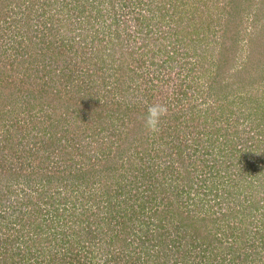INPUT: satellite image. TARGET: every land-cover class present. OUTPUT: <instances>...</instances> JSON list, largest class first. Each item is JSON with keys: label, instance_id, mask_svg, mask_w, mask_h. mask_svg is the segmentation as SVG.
I'll use <instances>...</instances> for the list:
<instances>
[{"label": "trees", "instance_id": "1", "mask_svg": "<svg viewBox=\"0 0 264 264\" xmlns=\"http://www.w3.org/2000/svg\"><path fill=\"white\" fill-rule=\"evenodd\" d=\"M37 1L42 3L29 0V5H36ZM175 1L45 0L46 27H51L52 23L61 26L67 23H62V18L76 17L92 23L96 27L95 35L105 21L107 33L112 34L113 49H109L112 54L109 57L113 64L107 73L104 61L98 65L94 60L102 57L107 62L101 50L106 47L103 38L95 37L100 40L101 48L96 50L97 46H92L88 53L90 46L82 38L75 41V37H67L56 46L45 44L47 49L40 54L43 61L48 62L42 63V67L36 60L39 53H34L17 65L15 61L9 63L12 68L22 67L24 73L20 79L15 78L16 75L0 76L4 97H0V106L18 101L21 105L26 103L27 113L23 119L32 125L29 130L32 132L38 119L43 130H50L48 138L43 137L46 133L34 137L36 140L44 138L42 150L49 149L60 163L53 171H48L42 161L37 174L44 177L42 188L46 189L40 188L34 194L26 192L24 197L14 201L31 207L28 217L23 219V214L19 215L20 226L16 224L10 231L14 211L0 215V226L4 230L0 264H264V183H255L258 165H255V157H251L254 150L262 152L258 147L261 140L256 135H264V110L258 120L246 112L252 96V89L247 85L243 93L230 96V92L214 91L215 85L209 82L214 101L203 114L196 118L191 112L186 118L173 111L177 106L175 102L184 97L179 94L187 95L190 88L199 85L197 76L190 79L187 86L180 81L169 86L173 69L168 60L179 59L175 51L168 48L171 36L182 30L181 23L188 26L195 20L189 13L178 14L183 9H177L181 1L176 7ZM232 1L222 7L227 15L222 23L226 39L225 32L239 31L245 20L246 4L242 7L240 1H235L234 5ZM170 7L172 27L169 28L167 14L162 9ZM72 8L78 11L74 14ZM12 10L0 0V17L8 18ZM18 12L22 13V8ZM211 16L207 14L208 18ZM128 21L133 30L128 31ZM155 28L165 37L163 40L161 36L154 38L162 40L158 47H152L149 40ZM176 40L178 38L173 44ZM244 40L250 50L248 60L254 55L264 56V39L245 33ZM229 43L231 49L241 44L237 35ZM221 46L224 51L217 58L228 55L224 45ZM31 58L32 63H26ZM153 64L160 71L154 69L153 73ZM5 65L0 61V69L6 68ZM164 67L168 73L165 79L160 76ZM40 68L45 70L41 74L42 83L37 76L30 79ZM146 69L153 78L145 82L153 85L154 78L159 80L158 91L165 97L161 104L168 105L160 132L148 133L138 120L147 105L160 103L156 101L126 106L121 121H112L113 127L106 112L109 102L102 96L101 86L93 85L94 82L104 84L108 77L114 76L111 79L117 84L138 82L141 78L143 81ZM57 73L71 80L74 74L76 82L86 92L79 95L75 88L64 90L63 82L57 84L56 118H50L43 107L44 99L25 97L23 93L29 87L27 96L34 93L33 85H37L42 86L37 94L43 96L49 90L44 80L55 78ZM4 89L14 95V102H8L11 98L3 95ZM235 97L246 104L243 120L241 114L231 118L236 113L231 106ZM32 101L42 102V112L33 111L36 103ZM21 119L19 116L17 123ZM249 124L258 133L252 132V128L245 130ZM17 129L23 131L24 128ZM83 140L89 151L82 144ZM6 146L0 147L3 156L17 152L12 146ZM128 147L132 151L129 157ZM45 156L50 158L52 154ZM16 159L12 157L11 163L0 166L1 172L6 174L4 186L8 187V200L11 195L18 196L11 187L12 180L24 188L29 176L26 173H30L26 167L32 163L29 161L25 166L26 160ZM28 180L31 182L32 178L29 176ZM4 195L5 192L0 200Z\"/></svg>", "mask_w": 264, "mask_h": 264}, {"label": "rangeland", "instance_id": "2", "mask_svg": "<svg viewBox=\"0 0 264 264\" xmlns=\"http://www.w3.org/2000/svg\"><path fill=\"white\" fill-rule=\"evenodd\" d=\"M2 1L4 2V5L7 9L13 8V10L10 11L8 18L6 17L5 19H3V17H0V61L7 64L5 65L6 68L0 69V76L5 74L6 76L12 75L14 77L16 75L15 78L20 79V77H22L24 73L22 67L12 68L9 66V63L11 61H15L17 65L20 62L22 63L23 60H27L30 57V54L34 53H39L36 54L38 55L36 60L37 63H40L39 67H42V63L48 62L47 60L43 61V54L42 56L40 54V52H44L47 49V46L45 44H60L63 41V38L67 37H72L71 39L75 37L77 39L75 41H78L79 37L82 38L85 44H88V46H90L86 50L88 53L90 52V48H92V46H97L95 47L96 50L100 49L101 42L97 39L103 38L106 47H102L101 50L104 51L103 54L104 57H106L107 62H105L104 59L102 60V57L94 60H96V62L98 61V65H100V62L104 61V63L107 65L106 72L109 73L111 71V67H108L113 64L111 62L113 59L109 57L112 55L109 50L110 48H112V34L107 33V29H105V21L101 23L102 27L96 32L95 35L94 30L96 27L93 26L92 23H89L87 19L80 20L76 17L67 19L66 17L65 19L62 18V23L66 21L67 23L61 24V26H56L55 23H52L51 27H46L44 24V20H47L46 15L48 17V13H44L45 11L43 9L46 6L45 0H40L42 1V3H39V1H37L36 5H29V0ZM166 1H169L170 3L171 0ZM176 1L174 2L175 7L176 3L178 5V3H180L181 1V6L177 7V9H183L180 10V12L178 11V14L189 13L190 16L195 17V20L188 26L187 24L184 25L183 23H181V25L183 26L182 30L174 32L177 34L171 36L172 42L169 43L168 48L174 50L177 54L176 56H178L179 59L175 58L168 60V64L172 65V67L170 66V68L173 69L172 76H169L172 78L169 86L171 88L174 85L173 83H175L176 81L183 82L184 85L187 86L189 80L192 78L197 79V76L199 85H197V87L190 88L187 91V95H185V93L179 94V96L184 97L182 100L175 102L177 103V106L174 109L172 108L173 111L177 114H183V116H185L186 118L192 112V114L194 113L197 118L198 115L204 113L207 105H212V102L214 101V95L212 96L211 92H213V89H215L214 91H220V94L230 92V96H232L243 93L244 86L247 85L248 89H252V96L251 99L247 102L249 106H247L246 112L248 114L251 113V116L253 118H257L258 120V116L260 117V112L264 110V56L254 55L253 58L248 60L249 58H247V55L248 51L250 50L245 43L244 37L245 33H252L258 40H260V38L264 39V35H262V30H264V0H231L233 5L235 4V1H240L242 7H244V4H246V10L244 13L245 20L239 31H236L233 34L229 33V30H227L228 32H225L227 39L223 35L224 28L222 27V23L227 15L222 7L224 3L230 0ZM148 7L150 8L149 5ZM21 8L23 11L22 13L18 12L19 10H21ZM15 9H17V11H15ZM72 10L74 14L76 13V11H78L77 8H72ZM162 11L167 14L165 16V19H168L169 28L172 27V22H170V17L172 14L171 7L168 9H162ZM158 13L160 14V12ZM207 14H212V16L208 18ZM50 22L51 19H49V23ZM99 22H97L96 25H99ZM129 22L130 21H128V23ZM130 24L131 22L129 23V26L127 28L128 31L132 29V25ZM164 27L166 28L167 26ZM151 34L152 39L149 40L152 41V47L160 46L162 44V40L165 37L159 31H157L156 28ZM236 35L241 44H239L237 47H232L231 49V44L229 43V41L230 39H234ZM157 36H161L162 40L158 38V40L156 41L154 38H156ZM177 38L178 41L176 40V42L174 43V49L173 41ZM96 40L97 42H94ZM166 41H168V38H166ZM75 44L77 45V47L79 46L78 43ZM221 45H224L225 51H227L228 55H224L221 58L218 57V59L217 55L222 54V52L224 51H221ZM117 55L118 54H116V56ZM57 62H59V60H57L56 63ZM26 63H32V58L26 61ZM51 64H53V62ZM147 65L148 63L145 64V67H147ZM42 69L43 68L38 69L37 72H35L36 74L32 75L30 79L37 76V80L41 82L42 71H45ZM143 69L144 67L140 71H143ZM154 69L155 71L157 70L155 64H153L151 68V71L153 73ZM157 71H160V69H158ZM151 75L146 69L144 75L142 76L144 78L143 81H141V78V80L138 82L130 80V83L126 82L124 84L123 82L120 84L119 82V85L116 81H112L111 78H115L114 76L111 78L108 77L107 81L104 84L102 82H94L93 85L101 86L102 96H104V99L108 100L109 102L106 110L109 124H112V121H118V123L121 121L123 113L126 112V106L130 107L139 105L141 103H152L155 101L161 103V100L165 97H162V94L158 91L159 86H157L156 83H158L159 80L154 78V81H152L153 85L149 84V82H145L147 78H153L151 77ZM56 76L51 80L50 78H48L47 81L44 80L47 86H49V90L46 93L43 92V96L42 93L37 94L39 93L38 89L42 88V86L37 85H33L34 93L27 96V93L30 92L31 87L26 89L23 93L26 94L25 97L37 96L39 97L38 100L41 98V101L42 99H44L43 107H45V111L50 118H56V103L58 102V99L55 91L58 88L57 84L63 82L61 84L64 90H67L68 88H75L77 90L76 92L79 95H81L82 92H86L85 88L81 89V87L79 86V82H76L74 74L73 80H71L70 78L67 79L59 73H57ZM160 76L164 77V79L168 78L166 67H164V71L160 73ZM1 78L2 77H0V80ZM218 78H221L222 80H218ZM209 82L215 85L213 89H211ZM1 86L2 83L0 82V87ZM83 87H86V85H83ZM222 88H226V90L222 91ZM62 94L63 93H61L60 95ZM3 95L11 98L10 101L8 100V102H14L13 99H16L14 95L10 94V92H7L6 89H4ZM175 95L177 96V93H175ZM0 97L4 98L2 96L1 89ZM220 101L222 102L223 100L221 99ZM18 102V104L16 103L0 106V147H4V145L7 144L8 146L6 147L12 146V149L14 148L17 151L15 154L9 152L10 155L7 156H3L0 153V166L2 164L6 165V163H11L12 157H16L17 161L22 159L26 160V162L24 163L25 166L27 165V162L30 161L32 163L26 167L30 173L26 174L29 175L32 180L31 182H29V176H26L27 180L24 184V188L22 187L23 185L21 186V184L15 183L16 181L12 180L13 185H11V187H14V189H16V193L18 194V196L11 195L10 199L8 200L9 195L6 193L8 187L7 185L4 186V184L6 183L4 178L6 174L1 172L0 167V195L5 192L3 199L0 200V215L6 213L7 211H9V213H12V211H14L11 218L13 222L11 223L10 220L9 224L13 227L12 229L11 227H9L11 229V232L15 229L16 224L20 226V221L18 219L19 215L23 214L24 219L26 215L27 217L29 216L27 212L31 209L29 204H18L14 201L18 199V197H24L26 192L29 193L33 191L34 194V191L42 188L44 177L37 174L39 166L42 167V161L45 165V170L48 171H53L56 164L60 165V163H57L56 159L53 158V153L49 149L42 150V142L45 143V139H42L41 137L36 140L34 137V135L43 136L46 133L43 137L48 138L50 135V130H43V125L38 119V124L32 129L31 132V130L29 129L32 128V125H28L27 120L23 119L27 113V111H25L26 108L24 107V104L26 103L23 102V105H21L22 102ZM121 102L122 105H117ZM31 103L36 102L32 101ZM245 105V103L243 104L242 101L238 100L235 97V100L231 104V106L233 111H235L236 113H234L231 118L234 119L236 116L241 114L240 116L243 120L245 115H243L242 113ZM39 110L42 112V102H37L36 105H34L33 111ZM69 110L72 111L73 108H70ZM18 115L21 116L22 119L21 122L17 123L18 120L16 119L19 118ZM257 120H255V123L257 122ZM20 126L24 128L23 131L22 129H17V127ZM112 126L114 127L113 124ZM251 128L252 126L251 124H249L245 127V130L247 129V131H249ZM252 129H254L252 132H255L256 134V129ZM257 136L259 137L258 139L261 140L258 147H260L259 149H261L262 152L257 149L254 150L251 154V157H255V165H258V168L255 170V173L256 175H258V177L254 179L256 184L260 182L264 183V135L257 134L256 137ZM82 144H84V147L88 151L90 150L86 143V140H83ZM251 145L253 146V144ZM130 149L131 148L129 147L127 148L128 157L132 152L130 151ZM48 153H51L52 157L46 158L45 155H47ZM31 157H33L32 160ZM34 159L36 160L35 163ZM261 166H263V170L261 169ZM66 174L67 172H65V175ZM25 179L26 178L24 177V180ZM8 183L10 184V182ZM42 189L46 188L44 187ZM5 199H7L6 202L4 201ZM3 237L4 230L3 227L0 226V243Z\"/></svg>", "mask_w": 264, "mask_h": 264}, {"label": "clouds", "instance_id": "3", "mask_svg": "<svg viewBox=\"0 0 264 264\" xmlns=\"http://www.w3.org/2000/svg\"><path fill=\"white\" fill-rule=\"evenodd\" d=\"M168 113L166 104L153 103L146 107V112L138 116V120L142 123L143 127L150 134L159 133L161 128V119Z\"/></svg>", "mask_w": 264, "mask_h": 264}]
</instances>
